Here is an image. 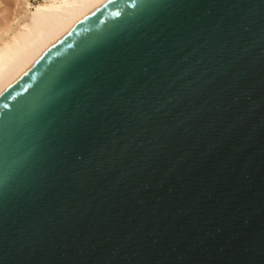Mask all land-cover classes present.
Masks as SVG:
<instances>
[{
  "label": "water",
  "instance_id": "water-1",
  "mask_svg": "<svg viewBox=\"0 0 264 264\" xmlns=\"http://www.w3.org/2000/svg\"><path fill=\"white\" fill-rule=\"evenodd\" d=\"M0 264H264V0H104L4 87Z\"/></svg>",
  "mask_w": 264,
  "mask_h": 264
},
{
  "label": "bare ground",
  "instance_id": "bare-ground-1",
  "mask_svg": "<svg viewBox=\"0 0 264 264\" xmlns=\"http://www.w3.org/2000/svg\"><path fill=\"white\" fill-rule=\"evenodd\" d=\"M103 1L0 0V91Z\"/></svg>",
  "mask_w": 264,
  "mask_h": 264
},
{
  "label": "rangeland",
  "instance_id": "rangeland-1",
  "mask_svg": "<svg viewBox=\"0 0 264 264\" xmlns=\"http://www.w3.org/2000/svg\"><path fill=\"white\" fill-rule=\"evenodd\" d=\"M6 1H9V0H6ZM31 3H36V0H29ZM8 4V3H7ZM9 5L12 7V4L9 2ZM11 7H8V6H6L5 8H7V12L5 13V12H3L2 14H3V16H1V17H8V16H10L11 15V17H12V8ZM10 9V10H9ZM11 11V12H10ZM10 12V13H9ZM13 12H14V10H13ZM5 13V14H4ZM10 14V15H9ZM10 18V17H9ZM8 19V18H7Z\"/></svg>",
  "mask_w": 264,
  "mask_h": 264
}]
</instances>
